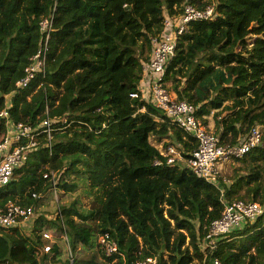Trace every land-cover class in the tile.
<instances>
[{
  "label": "trees",
  "instance_id": "obj_1",
  "mask_svg": "<svg viewBox=\"0 0 264 264\" xmlns=\"http://www.w3.org/2000/svg\"><path fill=\"white\" fill-rule=\"evenodd\" d=\"M188 6L213 7L217 17L189 25L168 62L166 87L209 130L214 122L224 146L255 128L262 133V145L230 161L236 166L218 186L186 166L197 140L153 104L131 98L150 87L144 66L153 40ZM51 17L46 75L17 89L42 44L40 24ZM47 109L62 120L51 141L40 137L0 188V209L15 203L35 212L19 227L0 228V264H264V0H0V113L36 127ZM6 131L0 118V140ZM162 142L182 160L168 165L156 147ZM81 184L93 196L91 210L59 205L55 220H34L53 190L71 195ZM224 201L258 203L263 214L215 250L204 248ZM50 230L63 246L45 238ZM102 237L120 254L106 256Z\"/></svg>",
  "mask_w": 264,
  "mask_h": 264
},
{
  "label": "built area",
  "instance_id": "obj_2",
  "mask_svg": "<svg viewBox=\"0 0 264 264\" xmlns=\"http://www.w3.org/2000/svg\"><path fill=\"white\" fill-rule=\"evenodd\" d=\"M217 15L213 7L206 10H198L188 6L179 19H167L164 33L153 40V55L149 64L144 66L145 73L149 76L150 87L146 91L142 88L139 94H133L132 99H139L153 104L157 109L167 115L187 135L192 136L198 142V148L186 161V166L195 175L209 184L218 186L221 179L222 167L230 161L242 159L252 150L262 145V133L260 128H255L249 136L239 145L224 146L219 136L204 126L194 115L195 109L186 102H179L170 93L164 80L167 73L168 62L175 56V50L179 39L188 32L189 25L193 22H205L215 20ZM43 35L42 44L38 52L31 58V64L25 69L24 77L17 82V89L29 88L36 81L39 74L46 75V64L49 55V42L53 31V17L45 19L40 24ZM144 110V109H143ZM47 117L36 127L23 123L13 124L11 115L7 110L0 113V118L6 121L7 131L0 140V188L8 186L14 178L15 171L24 167L30 156L39 149V138L45 137L49 142L56 130V124L60 123L58 117ZM65 124L68 126L67 121ZM50 147V145H49ZM160 155L172 165L176 160H182L180 152L175 146H165L164 142L157 144ZM161 161L155 162L160 166ZM48 178V175L45 176ZM55 184V174L51 175ZM35 199L40 197L34 195ZM224 211L220 219L213 221L206 236L204 248L215 250L220 240L234 232L247 222L256 221L263 209L258 203L234 201L223 202ZM33 207H22L15 203H9L5 209H0V228L9 230L19 227L30 221L34 216ZM45 238L53 241L49 234ZM67 241V236L63 237ZM100 243L106 256L120 254L115 243L108 237H102ZM70 251V250H69ZM44 252H51V246L44 248ZM71 261L74 260L70 252ZM135 264H157V259L148 258L137 261ZM214 264H220L218 260Z\"/></svg>",
  "mask_w": 264,
  "mask_h": 264
},
{
  "label": "rangeland",
  "instance_id": "obj_3",
  "mask_svg": "<svg viewBox=\"0 0 264 264\" xmlns=\"http://www.w3.org/2000/svg\"><path fill=\"white\" fill-rule=\"evenodd\" d=\"M214 122H211V131L215 130ZM235 167L236 164H225L221 170V176L222 178H228L229 175L232 174V168ZM75 203L77 204V208L82 212H88L93 208V196L89 190V188L81 184V188L77 193L71 194V195H65L61 196L60 191H52V196H50V199L46 200L44 202V206L40 207L35 214L34 220L36 217H39L40 215H44L46 219L48 220H55L58 217V208L59 205L63 206H69L70 204ZM27 225V224H26ZM53 230L47 231L49 235L52 236L53 241H58L59 244L62 246L64 245L62 240L57 235H53ZM51 246V245H48Z\"/></svg>",
  "mask_w": 264,
  "mask_h": 264
},
{
  "label": "crops",
  "instance_id": "obj_4",
  "mask_svg": "<svg viewBox=\"0 0 264 264\" xmlns=\"http://www.w3.org/2000/svg\"><path fill=\"white\" fill-rule=\"evenodd\" d=\"M147 79H148V83L150 84V82H149V76L147 75ZM145 90L146 91H148L149 89L147 88V87H145ZM210 129H211V127H210ZM223 168V167H222ZM222 170V169H221Z\"/></svg>",
  "mask_w": 264,
  "mask_h": 264
}]
</instances>
